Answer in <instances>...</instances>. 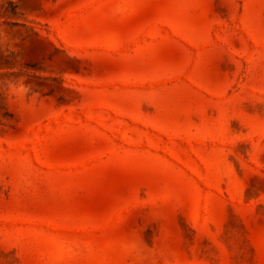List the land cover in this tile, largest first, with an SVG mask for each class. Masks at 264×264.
I'll list each match as a JSON object with an SVG mask.
<instances>
[{"label":"rangeland","instance_id":"1","mask_svg":"<svg viewBox=\"0 0 264 264\" xmlns=\"http://www.w3.org/2000/svg\"><path fill=\"white\" fill-rule=\"evenodd\" d=\"M0 264H264V0H0Z\"/></svg>","mask_w":264,"mask_h":264}]
</instances>
